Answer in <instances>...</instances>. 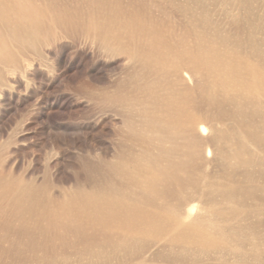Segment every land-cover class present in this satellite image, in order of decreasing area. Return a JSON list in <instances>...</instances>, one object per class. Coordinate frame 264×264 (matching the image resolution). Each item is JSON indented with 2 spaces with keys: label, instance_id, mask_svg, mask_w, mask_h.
Masks as SVG:
<instances>
[{
  "label": "bare ground",
  "instance_id": "1",
  "mask_svg": "<svg viewBox=\"0 0 264 264\" xmlns=\"http://www.w3.org/2000/svg\"><path fill=\"white\" fill-rule=\"evenodd\" d=\"M147 1L190 29L176 31L145 0H0V94L39 45L58 56V41L75 35L134 72L115 100L128 131L104 175L65 186L54 176L59 186L49 187L0 165L6 262L54 264L77 253L83 264H130L166 238L168 253L157 255L165 263H186L187 249L223 252L227 243L264 264V0H232L253 18L246 37L224 34L198 0L199 13L191 0Z\"/></svg>",
  "mask_w": 264,
  "mask_h": 264
},
{
  "label": "rangeland",
  "instance_id": "2",
  "mask_svg": "<svg viewBox=\"0 0 264 264\" xmlns=\"http://www.w3.org/2000/svg\"><path fill=\"white\" fill-rule=\"evenodd\" d=\"M194 1L191 0V10L199 13ZM198 1L203 9L208 8V16L222 27L224 34L247 36L253 18L234 6L232 0L225 6L213 0ZM123 2L129 4L130 0ZM143 3L152 14L159 15L158 18L168 19L167 23L176 31L182 33L181 29L187 25L190 29L189 21L169 7H164L167 9L164 11L171 12L170 15L154 6L151 8L147 0ZM260 26L264 32L263 18ZM75 36L58 41V56L48 46L39 45L37 53L29 55L28 65L23 64L20 72L6 77L9 87L0 94V165L4 173L37 184L46 180L49 187L50 182L55 181L54 176H58L63 186L70 185L74 177L93 179L96 175H104L108 170L106 161L122 149L121 141L128 131L127 111L119 108L115 100L130 90L134 78L132 66L121 58L108 56L82 35ZM54 181L53 185L59 186ZM197 213L195 211L194 215ZM223 244V252L215 250L205 254L187 249L183 253L187 261L183 264H255L244 249L236 252L233 245ZM170 246L166 238H160L130 264H169L157 255L168 253ZM69 254L57 256L51 262L66 264L64 257H67L68 264L86 263L77 253ZM8 259L6 262V258L0 256V264H45L36 257L11 256Z\"/></svg>",
  "mask_w": 264,
  "mask_h": 264
}]
</instances>
